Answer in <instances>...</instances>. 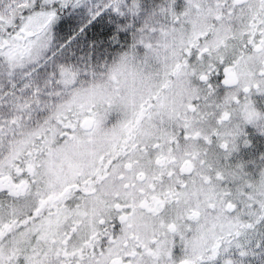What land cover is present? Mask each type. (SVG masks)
I'll use <instances>...</instances> for the list:
<instances>
[{"label": "snow or ice", "instance_id": "obj_1", "mask_svg": "<svg viewBox=\"0 0 264 264\" xmlns=\"http://www.w3.org/2000/svg\"><path fill=\"white\" fill-rule=\"evenodd\" d=\"M0 264H264V0H0Z\"/></svg>", "mask_w": 264, "mask_h": 264}, {"label": "rangeland", "instance_id": "obj_2", "mask_svg": "<svg viewBox=\"0 0 264 264\" xmlns=\"http://www.w3.org/2000/svg\"><path fill=\"white\" fill-rule=\"evenodd\" d=\"M93 2H95V0H93ZM84 22L86 23V20ZM89 27L91 28V26H89ZM90 35H92V32L88 31V32H86L84 38L86 39L87 36H90ZM89 43H91V41H89ZM133 55L138 56V57H143L145 55V53L143 50L138 49ZM97 83H99V81H97Z\"/></svg>", "mask_w": 264, "mask_h": 264}, {"label": "clouds", "instance_id": "obj_3", "mask_svg": "<svg viewBox=\"0 0 264 264\" xmlns=\"http://www.w3.org/2000/svg\"><path fill=\"white\" fill-rule=\"evenodd\" d=\"M125 87H126L128 90H131L133 87L139 88V84H136L135 86H133V85L131 84V82H129L127 85H125Z\"/></svg>", "mask_w": 264, "mask_h": 264}, {"label": "flooded vegetation", "instance_id": "obj_4", "mask_svg": "<svg viewBox=\"0 0 264 264\" xmlns=\"http://www.w3.org/2000/svg\"><path fill=\"white\" fill-rule=\"evenodd\" d=\"M111 126V123L109 122V127Z\"/></svg>", "mask_w": 264, "mask_h": 264}]
</instances>
